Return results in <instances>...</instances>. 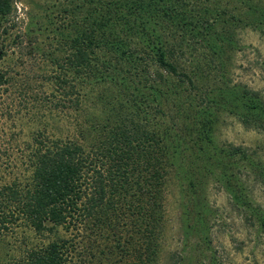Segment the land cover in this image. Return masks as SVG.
Returning <instances> with one entry per match:
<instances>
[{
	"label": "trees",
	"instance_id": "obj_1",
	"mask_svg": "<svg viewBox=\"0 0 264 264\" xmlns=\"http://www.w3.org/2000/svg\"><path fill=\"white\" fill-rule=\"evenodd\" d=\"M177 2L103 4L98 19L72 28L70 52L57 62L59 74L48 75L60 93L59 102L52 100V118L44 115L41 130L22 144L15 135L0 134V264H156L170 174L196 197L208 174L219 169L233 197L250 205L231 172L233 157L244 158L246 149L218 143L216 133L222 111L264 130V99L232 84L228 72L212 79L210 72L198 73L202 59L184 68L175 60L177 46L164 34L173 31L169 23L179 22ZM14 10V0H0V25ZM208 13L199 16L198 29L218 56L229 37L215 32L218 38H211L220 14ZM252 15L251 23L264 24V5ZM160 18L168 25L158 24ZM5 57L2 45L0 60ZM202 74L214 83L211 88L196 87ZM79 77L109 81L125 92L137 78L138 94L112 102L104 117L93 118L83 108ZM18 80L0 68L1 117ZM52 111H75L66 136L49 131L58 126L54 119L65 118ZM197 211L204 226L206 215Z\"/></svg>",
	"mask_w": 264,
	"mask_h": 264
},
{
	"label": "rangeland",
	"instance_id": "obj_2",
	"mask_svg": "<svg viewBox=\"0 0 264 264\" xmlns=\"http://www.w3.org/2000/svg\"><path fill=\"white\" fill-rule=\"evenodd\" d=\"M118 1L14 0L13 16L0 25V46L6 51L0 68L10 70L19 80L12 87L7 116H0V134L15 135L16 143L22 144L41 130L39 120L44 115L52 118V100L59 102L60 93L48 75L59 74L58 60L64 62L70 52L67 36L73 27L81 28L98 19L103 4L116 5ZM263 5L264 0H178L173 10L179 15V22L169 23L173 31L168 29L171 35L164 34L170 44L177 46L175 60L176 56L180 58L178 63L184 68L191 66L192 61L197 67V61L202 59L203 71L198 69V73L210 72L212 79L228 72L232 84L255 90L264 99V24L251 23L254 8ZM206 10L215 16L220 14L211 38H218L219 34L229 37L218 56L207 47L208 34L198 29L201 23L197 20ZM163 20L167 19H157V23L168 25V20ZM202 75L199 81L194 80L196 87L211 88L214 83L206 79L208 74ZM137 80L129 83L126 92L109 81L94 83L79 77L76 84L83 108H90L93 118H102L112 102H124L138 94ZM170 109L167 114L174 115L168 112ZM52 112L65 118L54 119L59 127L52 132L50 126L49 131L66 136L67 120L75 116V111H64L69 113L67 116ZM216 140L246 149L244 158L233 157L231 172L242 185L238 193L250 205L233 197L226 183L219 180V169L208 174L196 197H191L180 179L170 174L156 264H264V130L247 126L238 116L222 111ZM198 208L206 215L204 226L196 221Z\"/></svg>",
	"mask_w": 264,
	"mask_h": 264
}]
</instances>
